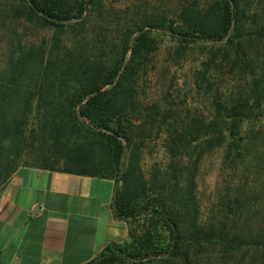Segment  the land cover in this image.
I'll return each mask as SVG.
<instances>
[{"label":"trees","instance_id":"1","mask_svg":"<svg viewBox=\"0 0 264 264\" xmlns=\"http://www.w3.org/2000/svg\"><path fill=\"white\" fill-rule=\"evenodd\" d=\"M102 3L0 0V32L14 23L18 39L17 29L54 32L39 44L13 39L0 67V190L26 167L113 180L111 210L128 236L86 264H264V220L249 219L238 195L219 218L203 219L184 163L204 145L224 147V160L242 166L264 135V58L252 41L264 30V0L185 1L173 18L146 15L110 46L87 29ZM160 34L178 53L223 45V61L244 84L225 92L201 73L212 87L207 115L142 104L138 79ZM154 134L165 136L170 163L147 179L143 153Z\"/></svg>","mask_w":264,"mask_h":264},{"label":"rangeland","instance_id":"2","mask_svg":"<svg viewBox=\"0 0 264 264\" xmlns=\"http://www.w3.org/2000/svg\"><path fill=\"white\" fill-rule=\"evenodd\" d=\"M185 1L193 0H103L100 8L90 15L87 29L96 35H105L109 46L116 45L122 33L140 23L146 15L173 18ZM17 27L21 28L14 23L12 28L0 32V67L13 39L25 44H39L54 35L53 31L17 29L18 39L12 34ZM159 38L158 51L138 79V98L142 104L160 105L171 110L174 116L207 115L212 87H222L225 92L233 93L244 84V80L233 75L223 61V45L197 44L178 53L174 39L165 34H160ZM252 41L254 49L264 58V30L253 35ZM213 56H216L215 62ZM205 72L211 88L201 82V73ZM205 149L202 145L184 153L185 173L196 185L203 219L219 218L222 207L238 195L251 214L249 219L264 220V135L253 143L242 166H231L224 160V147ZM169 163L165 136L154 134L143 153L142 169L146 178L150 177L153 168L167 170Z\"/></svg>","mask_w":264,"mask_h":264},{"label":"crops","instance_id":"3","mask_svg":"<svg viewBox=\"0 0 264 264\" xmlns=\"http://www.w3.org/2000/svg\"><path fill=\"white\" fill-rule=\"evenodd\" d=\"M113 180L19 168L0 190V264H86L125 240Z\"/></svg>","mask_w":264,"mask_h":264},{"label":"water","instance_id":"4","mask_svg":"<svg viewBox=\"0 0 264 264\" xmlns=\"http://www.w3.org/2000/svg\"><path fill=\"white\" fill-rule=\"evenodd\" d=\"M99 260V258L98 259H96L94 262H93V264H95L97 261Z\"/></svg>","mask_w":264,"mask_h":264}]
</instances>
